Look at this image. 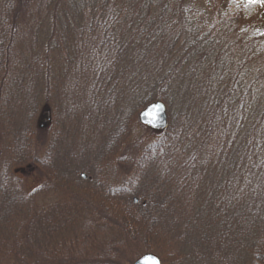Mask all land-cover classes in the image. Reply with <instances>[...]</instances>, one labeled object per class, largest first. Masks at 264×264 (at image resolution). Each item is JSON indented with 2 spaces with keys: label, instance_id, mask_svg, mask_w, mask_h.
<instances>
[{
  "label": "trees",
  "instance_id": "1",
  "mask_svg": "<svg viewBox=\"0 0 264 264\" xmlns=\"http://www.w3.org/2000/svg\"><path fill=\"white\" fill-rule=\"evenodd\" d=\"M156 1H162L164 6L158 7ZM171 1L177 5L166 12ZM198 1L201 0H0V142L3 154H9H5L7 159L0 166V264L79 263L70 259L71 250L63 253L51 241L58 219L65 220L64 214L55 216L59 205H51L49 213L37 209L35 197L44 187L28 191L17 174L43 173L47 181L52 180L58 188L62 186L53 161L37 157L38 148L42 151L46 142L39 137L40 131L32 121L39 111L38 104L46 98L52 100L55 82L64 78L58 72L68 71L71 65L74 69L83 62H87L83 73L93 82L101 78L110 82L114 78L110 71L118 64L125 90L130 81L149 80L148 85L130 84L138 92L135 96L143 108L160 101L169 109L171 103L166 94L172 91L176 97L181 93L185 97L182 100L190 106L188 110L181 106L185 115L194 114L201 91L193 86L203 76L207 85L204 116L209 123L201 128L205 136L215 129L218 133V156L212 163L220 174L218 198L215 204L211 203L212 197L206 203V207L215 205L219 214L203 208L200 213L174 214L167 233L146 232L157 225L160 216L151 197L141 204L128 200L121 203L122 209H133L145 227L138 229L140 221L122 211L103 213V209L97 217L89 218L100 224L101 217L105 221L102 225L119 229L125 241L136 242L144 234L146 238H160L163 246L150 252L162 261H179L185 256L192 258L191 264H203V252L205 261L206 257L217 259L216 263L212 260L214 264H242L243 259L250 264H264L262 29H254L250 34L246 31L248 26L239 27L236 19H228L224 14L227 0H205L220 4L218 12L213 8V22L206 21L208 14L197 6ZM233 46L241 51H231ZM160 65L159 72L145 76L148 67ZM26 107L30 122L24 127L18 115ZM188 129L192 131L191 126ZM175 132L171 133L174 137ZM174 137L170 147L175 145ZM193 140L183 169L187 165L195 167L199 161L196 152L204 144ZM188 178L181 179L162 204L175 200L174 204L180 205ZM69 202L77 208L84 206L77 198L70 197ZM45 227L49 229L45 231ZM44 236L49 244L40 248ZM213 239L218 250L211 254L208 249L213 246ZM105 255L83 262L122 263Z\"/></svg>",
  "mask_w": 264,
  "mask_h": 264
},
{
  "label": "rangeland",
  "instance_id": "2",
  "mask_svg": "<svg viewBox=\"0 0 264 264\" xmlns=\"http://www.w3.org/2000/svg\"><path fill=\"white\" fill-rule=\"evenodd\" d=\"M227 1L225 10L223 9L224 14L229 16L227 18L236 19L239 27L248 26L249 30L247 27L246 31L250 34L254 29L257 31L262 29L261 34L264 38V0ZM156 4L158 7L164 6L162 1H156ZM196 4L202 8L201 11L204 14H208L206 21L213 22V8L217 11L219 2L215 1L213 4L211 1L201 0ZM176 5V1L169 2L165 7L166 12L172 11ZM233 47L230 48L231 51H241ZM151 52L154 53V51ZM86 64L87 62L80 63L74 69L71 65L68 71L58 72L59 74L62 72L64 78L55 82L56 89L54 87L52 90V100L46 98L47 100H42L38 104L39 111L36 119L32 121L40 131L37 134L46 142L43 143L42 151L41 147L38 148L40 151H37V157L40 159L48 157L53 161L59 178H62L59 180L62 186L58 185V188L52 180L47 181L43 173L25 172L17 175L28 191L36 189L40 191L44 187L35 197L37 209L49 213V207L55 204L59 205L56 208L58 215L55 214L57 218L64 214V219L67 220L68 216H72L68 221L58 219V228L54 229L55 233L51 239L54 246L63 249V253L71 250V260L78 261V264H86L84 260L94 259L95 261L98 255L107 254L113 259L122 261L121 264H127V262L132 264L143 254L151 253L150 249L162 247L163 241L153 236L150 239V235L146 238L145 234L139 235L136 242L125 241L119 229L115 230L102 225L105 221L101 217L102 222L95 223L89 218L90 216L97 217L101 213L100 210L104 209L103 213L114 210L128 212L136 217L133 209H122L121 203L128 200L131 203L141 204L148 198H152L155 200L156 212L160 216L157 225L146 232L155 234L160 230L169 232L171 216L177 214L179 216L188 215L191 212L200 213L202 208L206 209V212L219 214V209L215 205L213 207L207 204L209 207H206L209 198L212 197L211 203L214 204L215 199L218 198L216 187L220 177L219 170L212 163L215 155L218 156L216 145L218 133L215 129L205 136V131L201 128L209 123L204 116L207 85L201 76L193 86L201 92L197 105L194 106V114L191 115H185L182 110L184 107L188 110L190 106L182 100L185 97L181 96V93H178L176 97L172 91L167 93L166 96L169 98L167 102L171 103L169 109L166 105L169 128L156 133L138 123V115L143 107H140L141 102H138L135 96L138 92L134 90V86L130 88L131 83L143 86L148 85L149 80L139 78L137 81H130L128 89L125 90L126 84L119 75L121 65L118 64L114 70L110 71L114 77L110 82L104 78L93 82L90 76L83 73ZM161 67L162 65L156 68L148 67L144 72L145 76L154 75L160 71ZM28 109L26 107L25 111L18 115L24 127L30 122ZM189 126L192 127L191 132H189ZM184 128L185 131H183ZM175 131H177L176 137L173 135ZM172 136L175 138L173 142L175 145L170 147ZM193 139H199L201 144L202 142L204 144L201 149L198 147L196 152L200 156L199 161L195 167L187 165L183 169L182 164ZM2 151L4 152L0 142V166L7 159L6 153L3 154ZM28 151H31V147ZM203 164H205L204 167H202ZM185 177H189L188 187L181 197L180 205L176 206L175 200H167L162 204L164 197L174 191L178 182ZM203 188L206 190L210 188V193H204ZM66 195L80 199V205L84 204V206L75 207L73 202H69L70 197ZM168 204L173 207L170 208ZM135 219L140 221L137 225L138 229L145 227L139 217ZM172 219L174 220L173 217ZM47 229L49 227L44 228L45 231ZM215 243H217L216 240L211 243L213 246L208 249V253L217 252L218 244ZM46 244L49 243L44 236L41 244L43 246L40 248H47ZM242 245L243 243L238 244L239 247ZM245 250L244 248V256ZM109 251L111 253H108ZM205 253H207L206 250ZM61 255L64 254L61 253ZM201 260L203 264L217 262V259L208 257L205 261L203 252ZM243 260L242 264H250L246 259ZM191 261V257L183 256L179 261L161 260V263L191 264Z\"/></svg>",
  "mask_w": 264,
  "mask_h": 264
},
{
  "label": "water",
  "instance_id": "3",
  "mask_svg": "<svg viewBox=\"0 0 264 264\" xmlns=\"http://www.w3.org/2000/svg\"><path fill=\"white\" fill-rule=\"evenodd\" d=\"M138 122L144 127L155 131H162L167 128V113L165 105L160 102H153L147 105L138 115ZM132 264H161L160 259L154 254H144Z\"/></svg>",
  "mask_w": 264,
  "mask_h": 264
}]
</instances>
